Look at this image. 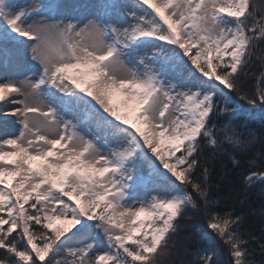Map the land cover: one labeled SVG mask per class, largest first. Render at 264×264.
I'll return each mask as SVG.
<instances>
[{
  "label": "snow or ice",
  "instance_id": "6c2138e0",
  "mask_svg": "<svg viewBox=\"0 0 264 264\" xmlns=\"http://www.w3.org/2000/svg\"><path fill=\"white\" fill-rule=\"evenodd\" d=\"M61 8L0 0V43L39 64L37 78L0 84V102L17 97L8 102L21 125L0 141V264H164L189 207L207 216L229 264H254L242 217L210 210V169L200 161L205 149L215 158L225 144L244 145L230 121L213 123L236 111L230 92L264 105V88L249 96L242 86L253 58L264 81L254 0H133L130 19L116 0H101L86 22L58 18ZM243 179L251 186L264 171ZM93 233L107 243L102 254ZM194 264L214 257L197 253Z\"/></svg>",
  "mask_w": 264,
  "mask_h": 264
},
{
  "label": "trees",
  "instance_id": "16d2710c",
  "mask_svg": "<svg viewBox=\"0 0 264 264\" xmlns=\"http://www.w3.org/2000/svg\"><path fill=\"white\" fill-rule=\"evenodd\" d=\"M254 4L257 14L264 15V0H254ZM256 51L258 55H264V43ZM248 71L250 75L242 80L243 91L254 96L257 87L264 88V81L259 85L257 82L261 72L260 61L253 58ZM229 97V107L236 111L214 116L213 123L219 126L230 121L244 145L233 150L230 145L225 144L215 158H210L207 149L200 156L201 165L210 169L207 183L209 198L214 202L210 210L221 214L231 211L241 216L239 231L249 240L250 258L254 264H264V253L259 247L260 243H264V181L256 180L249 186L243 179L250 171H264V117L257 112V105L260 103L249 105L235 92H230ZM245 125L249 126V132L244 129ZM233 155L240 162L239 166L232 163ZM201 171L202 169L196 170L198 179H202ZM207 223V216L189 207L178 221L179 231L175 238L177 247L164 258V264H194L195 254L202 248L213 255L214 264H229L226 246L208 229ZM253 236L255 240L252 239ZM5 255V250L0 249V259H4Z\"/></svg>",
  "mask_w": 264,
  "mask_h": 264
},
{
  "label": "rangeland",
  "instance_id": "374dc122",
  "mask_svg": "<svg viewBox=\"0 0 264 264\" xmlns=\"http://www.w3.org/2000/svg\"><path fill=\"white\" fill-rule=\"evenodd\" d=\"M49 2H53V3L59 4L62 6L61 12L63 13V15L58 18L66 17V18L73 19L74 21H77V22L79 21L86 22L87 19L91 17L92 15H94L96 11L99 9L101 0H12V3L15 6H19L20 8H31L33 4H36V3L47 4ZM116 3L117 5L120 6L121 10L124 11V18L130 19V17L127 16V7L132 5L133 0H116ZM2 44L3 43H0V46L2 47L1 49L4 51L5 54L10 52L12 60H10L11 58L7 60V57L0 58V73H2V76L0 77V84L6 82L7 80H22L24 79L25 76H29L32 78L38 77L37 69L39 68V64L31 59L30 50H28L26 55H21L12 44L9 43V44H6L5 46H2ZM149 54H150V51H149ZM183 72H184L183 75L178 72L170 73V75L175 77L173 82H179L181 80H185L186 70H183ZM197 75H199V73H197ZM203 79H206V78H203ZM209 83H211V81H209ZM52 91H55V89H52ZM57 95H61V94L57 93ZM9 96H12L13 99L17 98L15 94H10ZM261 105L260 104L257 105L258 107L257 112L258 114H261L264 117V106L263 105L261 106ZM17 107L18 105H12L10 107H0V131L2 129V125H4V123L2 124V122L10 121L9 118L5 116L4 118H2L1 115L5 112H8L9 110L15 111ZM72 118H73L72 112H68L65 115V119H72ZM14 120L16 123L15 125L16 130L9 135H6V134L0 135V141L12 138L19 134V131L21 128V125L19 124V116L15 115ZM7 179L9 183L12 182L11 177ZM0 187H3V186H0ZM140 193L141 195H139V197L143 199L147 197V193L144 192L143 190ZM65 199L67 200V197H65ZM25 207L27 208L28 205H25ZM54 227L63 229V228L68 227V225L64 222L57 221ZM72 230L74 231L75 229H72ZM70 235H71V232L65 233V237L70 236ZM93 236H94V240L91 242L95 243L96 245L95 253L102 254L107 249V243L103 239V234L101 233L99 234V236H96V234L93 233ZM65 237H62L61 239H64ZM73 243H78V242H73ZM205 252L206 251L204 249L202 250L201 254ZM48 259L49 257H46L45 261H47ZM58 259H64V257L61 256V257H58Z\"/></svg>",
  "mask_w": 264,
  "mask_h": 264
},
{
  "label": "bare ground",
  "instance_id": "6f19581e",
  "mask_svg": "<svg viewBox=\"0 0 264 264\" xmlns=\"http://www.w3.org/2000/svg\"><path fill=\"white\" fill-rule=\"evenodd\" d=\"M5 45L6 44H2V46H5ZM1 48L2 47L0 46V49ZM5 57H7V60L10 59L11 58L10 52L6 53ZM10 60H12V58ZM1 76H2V73H0V77ZM11 99H13V97L9 96L4 102H0V107H10V106L14 105V104H11L8 102ZM13 112H14V110H9L8 112H5L1 115L2 118H4V116H5V117L9 118L10 121L9 122H2V124L4 123V125H2L0 135H5V134L9 135L16 130V127H15L16 123L14 120L15 115L12 114ZM248 128H249V126L245 125L244 129H246V131L249 132ZM139 195H141V193L138 194V197H139ZM139 199H143V198L139 197ZM202 250H204V248L200 249L198 254H201Z\"/></svg>",
  "mask_w": 264,
  "mask_h": 264
}]
</instances>
